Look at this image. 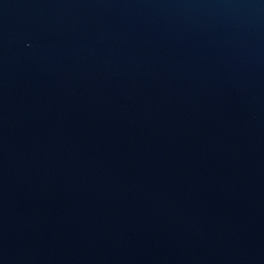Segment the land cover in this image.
<instances>
[{
  "label": "water",
  "instance_id": "water-1",
  "mask_svg": "<svg viewBox=\"0 0 264 264\" xmlns=\"http://www.w3.org/2000/svg\"><path fill=\"white\" fill-rule=\"evenodd\" d=\"M0 264H264V0H0Z\"/></svg>",
  "mask_w": 264,
  "mask_h": 264
}]
</instances>
